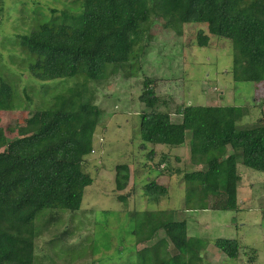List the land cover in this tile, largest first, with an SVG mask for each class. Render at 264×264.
<instances>
[{
    "label": "trees",
    "instance_id": "obj_1",
    "mask_svg": "<svg viewBox=\"0 0 264 264\" xmlns=\"http://www.w3.org/2000/svg\"><path fill=\"white\" fill-rule=\"evenodd\" d=\"M71 5L72 10L53 8L50 20L16 34L14 43L26 55L25 66L33 78L82 77L83 81L56 94L48 107L29 117L16 107L21 101L15 86L0 81V264H34L35 220L43 210L80 208L84 189L93 182L84 167L94 151L93 135L101 115L86 98L87 83L106 78L112 65L135 66L151 38L153 17L177 36L185 23L204 24L209 34L231 41L234 81H264V0H74ZM209 34L200 30L197 46H208ZM155 83L151 77L142 81L139 100L149 110L141 113L139 136L151 144L178 147L190 132V163L201 168L174 172L182 173L185 209H236L241 180L237 164L264 171V119L238 129L236 122L250 113V105L185 104L172 113L167 101L155 94ZM30 98L26 94L27 101ZM258 101L264 104V95ZM13 114L26 125L19 131L25 127L29 132L8 138L4 128L13 132ZM172 114L180 121H172ZM154 153L151 149L147 159L152 160ZM115 171V189L121 191L128 185L130 169L118 164ZM143 190L154 202L168 193L167 185L156 178ZM117 197L126 202L128 196ZM136 228L145 230L139 242L151 240L159 230L164 233L153 246L138 251V264H192L199 259L193 247L199 249L200 241L188 243L186 220L148 211ZM167 244L177 253L171 255ZM213 244L228 258H237L236 239L216 238Z\"/></svg>",
    "mask_w": 264,
    "mask_h": 264
},
{
    "label": "rangeland",
    "instance_id": "obj_2",
    "mask_svg": "<svg viewBox=\"0 0 264 264\" xmlns=\"http://www.w3.org/2000/svg\"><path fill=\"white\" fill-rule=\"evenodd\" d=\"M72 1L0 0V81L15 86L21 101L16 107L26 110V117L48 107L53 96L83 78H33L25 66L26 55L14 43V36L50 20L53 8L72 10ZM200 30L209 34L204 24L185 23L182 34L177 36L153 17L149 26L151 38L139 62L135 66H129L131 62L123 67L112 65L106 78L87 83L86 98L101 110L93 135L94 151L86 157L84 167L93 182L84 189L78 210L45 209L36 218L34 264H138V251L164 238L159 230L151 240L139 242L145 230L136 227L144 212L157 210L163 212L165 219L186 220L189 244L198 240L203 243L200 249L193 247L199 259L195 258L192 264H264V171L237 164L241 180L234 210L185 209L182 173L174 172L176 168L197 169L190 163V132L186 131L185 143L178 147L151 144L139 136L141 113L149 110L139 100L144 77L156 81L155 94L167 101L172 113L185 104L250 105V113L237 121L236 127H253L264 119V104L258 101L264 95V81H234L230 72L234 55L231 41L209 34L208 46L199 47L196 36ZM26 94L31 97L28 101ZM20 119L13 114V132L5 127L6 137L29 132L25 127L19 131L25 125L18 123ZM171 119L180 121L175 114ZM151 149L155 153L149 160L146 155ZM163 156L164 162L160 163ZM118 164H127L130 169L128 185L121 191L115 189ZM154 178L168 187L167 196L157 202L150 201L143 190V185ZM118 194H126V202L119 200ZM216 238L236 239L237 258H228L218 250L213 244ZM166 248L171 255L177 253L171 244Z\"/></svg>",
    "mask_w": 264,
    "mask_h": 264
},
{
    "label": "crops",
    "instance_id": "obj_3",
    "mask_svg": "<svg viewBox=\"0 0 264 264\" xmlns=\"http://www.w3.org/2000/svg\"><path fill=\"white\" fill-rule=\"evenodd\" d=\"M262 109H263V107H262ZM264 110V109H263ZM260 122H262V120H260ZM263 123H264V121H263ZM186 140V139H185ZM185 143V142H184ZM183 143V144H184ZM183 144L181 145V146H183ZM189 148V147H188ZM189 156H190V153H189ZM194 165V164H193ZM195 166H197V169H200L201 168V166L200 165H195ZM197 169H195V170H197ZM187 237L189 238L190 236L188 235V233H187ZM192 237H194V236H192ZM196 238V237H195ZM197 244V243H196ZM203 243H198L197 245L201 248V245H202ZM199 248V249H200Z\"/></svg>",
    "mask_w": 264,
    "mask_h": 264
}]
</instances>
